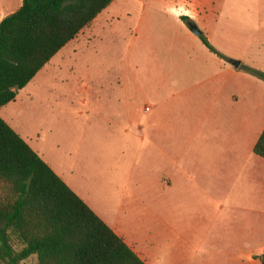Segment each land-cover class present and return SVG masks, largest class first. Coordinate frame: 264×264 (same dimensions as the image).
<instances>
[{
  "label": "crops",
  "instance_id": "crops-1",
  "mask_svg": "<svg viewBox=\"0 0 264 264\" xmlns=\"http://www.w3.org/2000/svg\"><path fill=\"white\" fill-rule=\"evenodd\" d=\"M2 1L0 12L7 10V15L22 5V0ZM138 3L144 5L143 10L164 6L161 0ZM189 19L215 52L179 16L167 11L143 14L129 48L133 54L139 40L151 37L144 51L150 52L156 44L160 52L157 77L148 79L156 84L158 110L154 116L158 132L163 134L157 144L156 223L133 222L124 209L114 217L96 210L68 186L65 169L47 157L42 159L31 146L34 139L28 142L14 122L21 95L43 97L45 86L56 80L49 77V69L55 65L60 70L59 63L79 47L75 43L82 32L13 102L0 108V118L145 264H242L257 256L260 264L264 255V159L253 149L264 130V82L242 67L264 73V0H205ZM151 22L169 30V37L157 41ZM231 61L239 66L233 67ZM141 91L146 98L148 94ZM125 96L131 102L138 97ZM135 110L127 115L130 122ZM59 124L56 121L50 126L54 135Z\"/></svg>",
  "mask_w": 264,
  "mask_h": 264
},
{
  "label": "rangeland",
  "instance_id": "rangeland-1",
  "mask_svg": "<svg viewBox=\"0 0 264 264\" xmlns=\"http://www.w3.org/2000/svg\"><path fill=\"white\" fill-rule=\"evenodd\" d=\"M138 1L115 0L84 29L75 43L79 46L76 52L59 63L60 70L55 65L49 69V77L56 80L45 86L43 97L21 95L14 122L28 142L34 139L31 146L42 159L47 157L65 169L67 185L96 210L114 217L124 209L133 222L152 225L158 213L157 144L163 134L154 116L158 110L156 84L148 79L157 77L160 52L156 44L150 52L144 51L150 37L139 40L131 54L132 33L143 14L167 11L190 20L205 0H161L165 11L162 4L143 10ZM7 14L1 11L0 18ZM155 24L151 22L153 37L167 39L170 31ZM141 90L148 94L146 98ZM127 94L138 97L131 102ZM132 109L137 113L130 122L127 115ZM56 121L60 124L54 135L50 126ZM258 257L247 263L259 264ZM24 264H36V259Z\"/></svg>",
  "mask_w": 264,
  "mask_h": 264
},
{
  "label": "trees",
  "instance_id": "trees-1",
  "mask_svg": "<svg viewBox=\"0 0 264 264\" xmlns=\"http://www.w3.org/2000/svg\"><path fill=\"white\" fill-rule=\"evenodd\" d=\"M114 1L22 0L0 21V108ZM242 69L264 82L263 72ZM253 152L264 159V130ZM33 257L36 264H145L0 118V264Z\"/></svg>",
  "mask_w": 264,
  "mask_h": 264
},
{
  "label": "water",
  "instance_id": "water-1",
  "mask_svg": "<svg viewBox=\"0 0 264 264\" xmlns=\"http://www.w3.org/2000/svg\"><path fill=\"white\" fill-rule=\"evenodd\" d=\"M186 26L188 28V30L194 35V36H200L201 35V32L199 31V29L197 28L196 25H194L193 23L191 22H187L186 23ZM230 64L237 68L239 66V62L237 61H231Z\"/></svg>",
  "mask_w": 264,
  "mask_h": 264
}]
</instances>
